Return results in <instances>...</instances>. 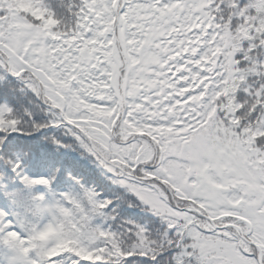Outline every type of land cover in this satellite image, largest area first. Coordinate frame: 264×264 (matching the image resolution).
Here are the masks:
<instances>
[{"label": "snow or ice", "instance_id": "1", "mask_svg": "<svg viewBox=\"0 0 264 264\" xmlns=\"http://www.w3.org/2000/svg\"><path fill=\"white\" fill-rule=\"evenodd\" d=\"M0 246L264 264V0H0Z\"/></svg>", "mask_w": 264, "mask_h": 264}, {"label": "trees", "instance_id": "2", "mask_svg": "<svg viewBox=\"0 0 264 264\" xmlns=\"http://www.w3.org/2000/svg\"><path fill=\"white\" fill-rule=\"evenodd\" d=\"M59 191L62 192V191H65V189H60ZM125 212H126L125 219L132 220L134 222L137 221L139 216L141 215V213L136 209L126 208ZM96 222L103 224L105 226H110V218L109 219H97ZM64 255L66 258L71 259L70 257L67 256V254H64ZM9 259H10V253L8 252V250L5 249L3 246H0V264H9ZM81 264H83V262H81Z\"/></svg>", "mask_w": 264, "mask_h": 264}]
</instances>
